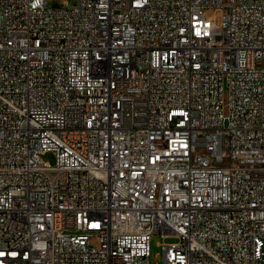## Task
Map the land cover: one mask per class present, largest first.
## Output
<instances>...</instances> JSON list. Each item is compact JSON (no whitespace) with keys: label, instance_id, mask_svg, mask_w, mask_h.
Listing matches in <instances>:
<instances>
[{"label":"built area","instance_id":"built-area-1","mask_svg":"<svg viewBox=\"0 0 264 264\" xmlns=\"http://www.w3.org/2000/svg\"><path fill=\"white\" fill-rule=\"evenodd\" d=\"M154 233L264 264V0H0V264H152Z\"/></svg>","mask_w":264,"mask_h":264},{"label":"rangeland","instance_id":"rangeland-1","mask_svg":"<svg viewBox=\"0 0 264 264\" xmlns=\"http://www.w3.org/2000/svg\"><path fill=\"white\" fill-rule=\"evenodd\" d=\"M51 5L53 4H63L65 0H48ZM207 16H210L213 18V22L217 25H219L220 29H222V10L215 8V7H209L206 10ZM45 160L54 163L55 162V155L52 152H48L44 156ZM178 241V237L176 236H167L164 237L161 233H154L151 238V259L152 264H155L156 262H159V257L162 251V247L160 243L163 242H176Z\"/></svg>","mask_w":264,"mask_h":264}]
</instances>
